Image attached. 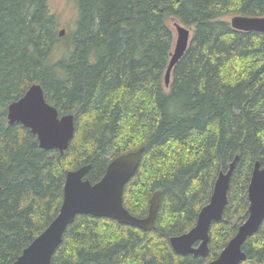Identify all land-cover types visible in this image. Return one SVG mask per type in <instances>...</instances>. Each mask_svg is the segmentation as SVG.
I'll list each match as a JSON object with an SVG mask.
<instances>
[{
	"label": "trees",
	"instance_id": "trees-1",
	"mask_svg": "<svg viewBox=\"0 0 264 264\" xmlns=\"http://www.w3.org/2000/svg\"><path fill=\"white\" fill-rule=\"evenodd\" d=\"M69 33L49 0H0V264H12L56 217L65 175L90 165L97 182L117 156L141 150L123 189L133 216L160 193L155 228L143 231L78 215L51 264H209L248 213L255 163L264 166V33L235 30L233 16H264V0H75ZM188 47L164 73L173 23ZM42 87L59 116L74 117L67 150H43L7 107ZM235 156L223 220L212 223L206 257L178 255L169 239L194 227L214 182ZM239 264H264V221Z\"/></svg>",
	"mask_w": 264,
	"mask_h": 264
},
{
	"label": "water",
	"instance_id": "water-1",
	"mask_svg": "<svg viewBox=\"0 0 264 264\" xmlns=\"http://www.w3.org/2000/svg\"><path fill=\"white\" fill-rule=\"evenodd\" d=\"M235 30L264 33V16H233L229 21ZM175 44L164 73V85L168 87L173 67L185 53L190 30L178 22L173 23ZM64 31L60 32L63 35ZM8 123H19L36 136L43 150H57L60 155L67 150L74 134V117L59 116L58 110L46 102L42 87L31 85L24 95L7 107ZM141 159V150L112 159L97 182L85 177L90 165L69 171L65 175L63 198L56 217L44 231L26 247L12 264H51L52 256L60 245L63 233L78 215L114 220L121 225L137 227L143 231L155 228L160 203V193L150 199L148 213L143 218L131 215L123 205V189L135 174ZM238 156H235L225 172H220L214 182L208 203L201 208L197 220L189 231L169 239L170 246L178 255L206 257L208 254L209 230L212 223L223 220L228 204L231 176ZM1 192V188H0ZM249 202L246 220L238 227L219 256L209 264H239L245 260L242 247L264 221V166L254 164L247 188Z\"/></svg>",
	"mask_w": 264,
	"mask_h": 264
},
{
	"label": "rangeland",
	"instance_id": "rangeland-1",
	"mask_svg": "<svg viewBox=\"0 0 264 264\" xmlns=\"http://www.w3.org/2000/svg\"><path fill=\"white\" fill-rule=\"evenodd\" d=\"M51 12L57 17L60 23V31L69 33L77 19L75 0H49ZM231 17H227L229 22Z\"/></svg>",
	"mask_w": 264,
	"mask_h": 264
}]
</instances>
